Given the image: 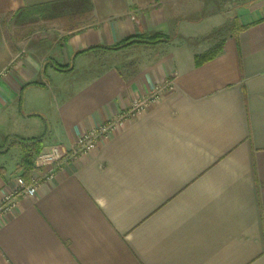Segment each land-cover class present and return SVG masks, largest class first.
I'll list each match as a JSON object with an SVG mask.
<instances>
[{
    "label": "crops",
    "instance_id": "crops-1",
    "mask_svg": "<svg viewBox=\"0 0 264 264\" xmlns=\"http://www.w3.org/2000/svg\"><path fill=\"white\" fill-rule=\"evenodd\" d=\"M56 1L0 0V200L41 172L17 140L68 150L172 87L18 200L0 264H264V0H88L48 47L10 43L2 17Z\"/></svg>",
    "mask_w": 264,
    "mask_h": 264
},
{
    "label": "built area",
    "instance_id": "built-area-1",
    "mask_svg": "<svg viewBox=\"0 0 264 264\" xmlns=\"http://www.w3.org/2000/svg\"><path fill=\"white\" fill-rule=\"evenodd\" d=\"M171 87V81L166 80L141 96L132 98L129 106L118 114L115 119L104 122L89 132L81 134L75 144L68 150H63L54 145L47 151H40L36 156V165L41 168V172L31 176L28 180L21 176L16 178L15 187L9 190L0 200V219L13 212L20 198L34 195L40 183L51 179L56 168L60 167L63 161L74 160L92 149L99 139L107 137L115 126L121 125L124 120L142 113L151 103L160 99L165 89Z\"/></svg>",
    "mask_w": 264,
    "mask_h": 264
},
{
    "label": "rangeland",
    "instance_id": "rangeland-1",
    "mask_svg": "<svg viewBox=\"0 0 264 264\" xmlns=\"http://www.w3.org/2000/svg\"><path fill=\"white\" fill-rule=\"evenodd\" d=\"M71 19L65 6L44 7L6 15L2 17V25L10 43L33 45L38 49L48 47L50 42L58 38L64 24ZM72 22L69 24H79Z\"/></svg>",
    "mask_w": 264,
    "mask_h": 264
},
{
    "label": "trees",
    "instance_id": "trees-1",
    "mask_svg": "<svg viewBox=\"0 0 264 264\" xmlns=\"http://www.w3.org/2000/svg\"><path fill=\"white\" fill-rule=\"evenodd\" d=\"M85 3H88L89 4L88 8H90V3L88 0H60V1L53 2L49 5L53 7L68 6L71 8V11H72L71 14H69V16L73 17L75 15L81 14L83 10H86ZM47 5L48 4H46V6ZM28 10H33V8L20 9L14 13H20V12L28 11ZM166 39L167 38L165 36L161 34H157V33H153L149 35L148 34L134 35V36H129L125 38L120 43L114 46L107 47V49H118V48L130 45L132 43H136V42L154 44L156 42H159L161 40H166ZM221 48H222V42L218 41L214 46L207 49L206 51L200 54H196L194 56V64L198 66L202 64L203 62L214 58L220 53ZM16 142L20 146L21 151H22L19 167L23 170V173L26 174L28 173L30 169L34 167L33 158L37 153H39L41 149V138H35L30 141H25V140L20 139V140H17Z\"/></svg>",
    "mask_w": 264,
    "mask_h": 264
}]
</instances>
